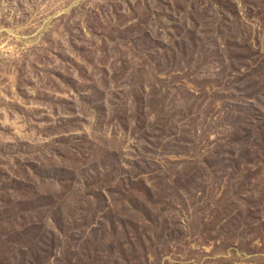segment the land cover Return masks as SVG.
I'll list each match as a JSON object with an SVG mask.
<instances>
[{
    "label": "rangeland",
    "instance_id": "obj_1",
    "mask_svg": "<svg viewBox=\"0 0 264 264\" xmlns=\"http://www.w3.org/2000/svg\"><path fill=\"white\" fill-rule=\"evenodd\" d=\"M263 88L264 0H0V264H264Z\"/></svg>",
    "mask_w": 264,
    "mask_h": 264
},
{
    "label": "crops",
    "instance_id": "obj_2",
    "mask_svg": "<svg viewBox=\"0 0 264 264\" xmlns=\"http://www.w3.org/2000/svg\"><path fill=\"white\" fill-rule=\"evenodd\" d=\"M240 67H242V68H247L248 69V64H246V65H241ZM107 74H103V75H99V77H94L95 79H96V81H92V77L90 78V79H88V81L87 82H89V83H92V84H97L98 86L101 84V81L103 80V81H105V83H106V81L108 82L109 81V78H110V76H106ZM101 76H104V77H102V78H100ZM245 76H247V75H245ZM246 79H248V80H252L253 81V86H257L258 85V79H256L254 76H248V77H246ZM241 81H242V79H241ZM245 84V83H244ZM246 85V84H245ZM260 86H261V88H262V84L260 83ZM264 89V88H263ZM249 89H247L246 91H248ZM72 91H74V93L77 91V93H78V89H77V87H75V85H72ZM91 90H90V88L89 87H87V89L85 90V91H83V89L81 90V93H79V98L80 99H83L82 98V95H85V98H87V95H89V94H91V95H94V94H92L91 92H90ZM261 91H262V89H261ZM258 95H256V96H259L258 98H261V97H263V93H257ZM99 95H101V98L99 99V100H97V105H99V107H97L95 104L94 105H92V108H91V110H90V113H86L85 115H82L83 116V118H86V117H89V116H91V114H93V117H96L97 119L98 118H100V116L98 115V113H99V111L100 110H102V112L104 113L105 111H104V109H106L105 107H106V103H105V101H104V93L103 94H99ZM102 95H103V97H102ZM264 98V97H263ZM261 101H263V99L261 98L260 99ZM254 103H255V112H257L258 113V102H257V99H255V101H254ZM261 105H262V102H261ZM103 108V109H102ZM138 109H139V107H138V103H137V99H135V103H133V105L130 107V108H128V111H127V113L128 114H133V113H135V114H137V111H138ZM92 112V113H91ZM98 112V113H97ZM151 112L153 113V110H152V107H151ZM260 113L261 114H264V107L262 108V106H261V109H260ZM81 116V117H82ZM153 119V117H151V120ZM103 120H105V119H103ZM98 121V120H97ZM234 121H238L236 124L238 125V126H236V129H233L234 130V132H236V133H239V132H241V133H246L243 129H244V127H243V125H241V124H239L240 122H241V119H240V117L238 116L237 118H235L234 119ZM84 123L85 122H82L81 123V125H84ZM98 123H99V126L100 125H103V128L101 129V130H99V132H101V133H106V134H108L109 132V135L111 134V135H113L114 134V132H112L113 130L111 129V126H109L110 124H107L106 125V123L105 124H103V123H101V122H99L98 121ZM150 126L151 127H153L152 126V124H150ZM102 127V126H101ZM119 127L122 129H120L122 132H126V127H125V125L124 124H121L120 123V125H119ZM106 128H107V131H106ZM115 128H117V127H115ZM109 129V130H108ZM76 130H78V132H80V133H82V134H84L83 133V130H84V127H79V128H77ZM255 131H258L257 129H255L253 132H255ZM112 132V133H111ZM105 134V136H107ZM245 136H247V134L245 135ZM112 137V136H111ZM244 142V141H243ZM78 144H80V143H78ZM77 148V147H76ZM79 148H80V146H79ZM104 149H101V154L102 155H104L105 154V152L107 151V148H106V146L104 145V147H103ZM106 149V150H105ZM117 151V150H116ZM112 159H113V161H116L115 159L116 158H114L113 156L111 157ZM101 159H103V161H102V163H101ZM94 163H96L97 164V168H92L91 170H90V172H92V173H94V174H90V176H88V177H93L94 178V176H95V178H102L103 179V177H113V178H121V177H114V175H110L108 172H109V170H108V168H109V164H110V161H105V158L103 157V158H101V157H98L97 159H96V161H94ZM109 174V175H108ZM24 223V222H23Z\"/></svg>",
    "mask_w": 264,
    "mask_h": 264
}]
</instances>
